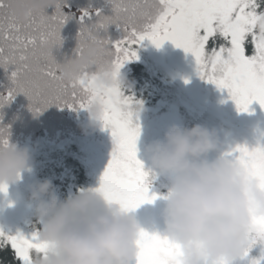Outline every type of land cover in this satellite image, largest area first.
I'll list each match as a JSON object with an SVG mask.
<instances>
[{"label": "snow or ice", "instance_id": "obj_1", "mask_svg": "<svg viewBox=\"0 0 264 264\" xmlns=\"http://www.w3.org/2000/svg\"><path fill=\"white\" fill-rule=\"evenodd\" d=\"M65 0L55 6L54 13L34 14L24 24H18L8 12V4L0 2V41L8 44L12 55L2 58L0 65L6 70L9 63L16 65L9 79L12 86L7 95L0 94V105L17 92L24 93L32 107L35 97H42L48 105L69 109H87L93 102L102 105L99 122L110 131L113 149L98 186L94 189L108 202L117 203L124 211L135 209L141 203L151 202L160 194L149 192L155 174L145 171L137 158L136 141L140 132L135 122L136 106L141 101L125 96L117 81L119 69L125 61L137 59L136 45L147 39L160 47L165 41L191 53L195 60L196 74L203 80L226 90L239 112H249V105L256 101L264 109V0H107L113 15L104 16L99 9H81V31L78 37H86L82 43L95 40L98 45L96 64L105 57L111 64L114 83L110 87H98L95 71L81 70L77 79L65 81L57 72L55 62L44 59L42 45L61 43L59 29L66 19L62 11ZM93 12L97 20L89 27L84 21ZM114 24L122 29L124 38L112 41L99 35L101 30ZM259 25V28H258ZM217 36L225 43L208 51L206 45ZM253 45L252 54H246L248 38ZM187 82V79H185ZM264 136V132L260 133ZM7 144V139L2 141ZM227 156L235 159L247 176L264 191V144L249 147L237 144ZM7 185L0 184V192ZM135 255L132 264H181L180 245L166 235L149 233L139 228L135 237ZM10 244L20 264H33V253L43 254L49 243L40 238L34 227L30 235L0 231V245ZM262 246L258 257H249L248 264H260L264 260V214L251 215L246 228L243 246L235 258H220L215 264H232L236 258L248 257L255 245ZM207 264V262H205Z\"/></svg>", "mask_w": 264, "mask_h": 264}, {"label": "clouds", "instance_id": "obj_2", "mask_svg": "<svg viewBox=\"0 0 264 264\" xmlns=\"http://www.w3.org/2000/svg\"><path fill=\"white\" fill-rule=\"evenodd\" d=\"M59 3L61 0H9L8 12L23 23ZM59 45L45 43L42 55L55 62L65 81L77 79L87 68L95 71L98 87L113 85L108 58L96 64L99 45L95 40L77 41L75 56L63 62L52 54ZM116 82L121 87L123 79L118 76ZM86 110L89 123L99 122L102 105L98 101ZM140 110L137 105V113ZM4 135L8 136L7 129L0 128V136ZM217 149L215 130L199 123L170 124L161 137L144 145L151 172L168 179L158 197L162 201L160 216L163 235L180 245L181 264H215L220 258H235L251 215L264 214V191L226 152L209 159L208 153ZM28 162L27 149L8 138L6 145L0 142V184L17 180ZM94 189L83 187L61 199L48 178L29 185L40 238L49 243L46 252L34 256L33 264H132L139 224L130 211L108 202Z\"/></svg>", "mask_w": 264, "mask_h": 264}, {"label": "trees", "instance_id": "obj_3", "mask_svg": "<svg viewBox=\"0 0 264 264\" xmlns=\"http://www.w3.org/2000/svg\"><path fill=\"white\" fill-rule=\"evenodd\" d=\"M0 2L8 4L9 0ZM110 6L107 0H65L62 11L66 19L60 28L61 43L59 47L53 48L52 53L57 62L74 57L77 41L86 39L77 37L81 29L80 10L99 9L108 14ZM44 11L51 16L55 6H47ZM112 15L113 12L108 14ZM96 20L93 12L84 23L91 27ZM16 22L25 23L17 19ZM122 29L115 32L101 30L99 35L112 41L123 39ZM10 43L0 41L2 58L12 55ZM223 43L225 41L217 36L210 39L206 47L211 51ZM134 47L138 58L125 61L119 69V77L123 79V94L142 102L141 110L134 117L140 128L136 154L150 176L152 172L144 153V145L161 137L167 126L173 123L188 126L199 123L214 129L218 149L208 153L209 159H214L219 152H227L237 144L252 147L258 140L264 144V136L260 135L264 132V124L261 131L240 128L248 112L237 111L226 90L217 88L196 74L195 60L191 53H186L168 40L156 47L145 39ZM245 48L246 54H252L250 37ZM15 67L9 63L6 70L0 65V94L7 95V89L12 86L9 76ZM25 102L20 92H17L0 105V128H6L8 133V136H0V141L8 138L10 143L27 149L29 154L28 167L21 171L17 180L7 184L6 192H0V231L10 234L20 232L28 236L34 227L38 228L33 215V202L29 199V185L38 179L48 178L61 199L83 187L96 188L110 159L113 139L110 131L102 128L100 122L89 123L86 109L72 110L55 104L47 107L44 98L35 97L32 100L33 108L47 107L43 110L61 115L64 122L59 123L55 131L50 127L49 120H43L40 116L33 120L37 112L30 107V100ZM251 107L252 103L249 105ZM167 183V177L155 176L149 185V192L159 194L165 190ZM158 197L151 202L141 203L130 213L140 228L163 235L160 216L162 201ZM261 248L260 244L255 245L249 250L248 257L236 258L232 264H248V258L258 257ZM0 264H20L10 244L0 245ZM260 264H264V260Z\"/></svg>", "mask_w": 264, "mask_h": 264}, {"label": "rangeland", "instance_id": "obj_4", "mask_svg": "<svg viewBox=\"0 0 264 264\" xmlns=\"http://www.w3.org/2000/svg\"><path fill=\"white\" fill-rule=\"evenodd\" d=\"M91 1V0H89ZM117 2H119V0H117ZM125 3L128 2V0H124ZM140 3H143L144 0H139ZM100 12L104 15V16H108L109 13L113 12L112 10V6L109 7L108 10V14H106L104 11ZM97 18V16H96ZM120 28H118L116 25L114 24H109L107 26L106 32L110 31V32H115V30H118ZM20 96L23 98V100H26L25 103H27L29 101V99L22 93L20 92ZM42 109V107H41ZM40 116L41 119H46L49 120L50 122V127L52 129H54L56 131L58 124L61 122H64L61 115L58 113L56 114L55 112L50 113L46 110H41L40 112H37V114L32 118L33 120ZM264 124V109H261L260 105L257 102H254V105L252 107V110L249 112V114H247V116L244 118L243 123L240 125L241 128H252L254 130L256 129H260V126H262Z\"/></svg>", "mask_w": 264, "mask_h": 264}]
</instances>
